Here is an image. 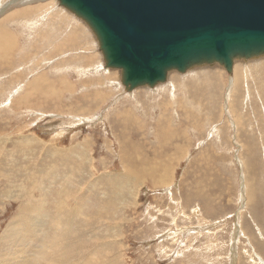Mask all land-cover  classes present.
I'll return each instance as SVG.
<instances>
[{"label": "rangeland", "instance_id": "rangeland-1", "mask_svg": "<svg viewBox=\"0 0 264 264\" xmlns=\"http://www.w3.org/2000/svg\"><path fill=\"white\" fill-rule=\"evenodd\" d=\"M11 1L0 0L13 49L0 58V235L43 197L45 220L57 212L54 264H264V56L126 91L120 70H94V35L58 1ZM40 241L48 260L55 242Z\"/></svg>", "mask_w": 264, "mask_h": 264}, {"label": "water", "instance_id": "water-1", "mask_svg": "<svg viewBox=\"0 0 264 264\" xmlns=\"http://www.w3.org/2000/svg\"><path fill=\"white\" fill-rule=\"evenodd\" d=\"M91 30L126 91L264 56V0H57Z\"/></svg>", "mask_w": 264, "mask_h": 264}, {"label": "bare ground", "instance_id": "bare-ground-1", "mask_svg": "<svg viewBox=\"0 0 264 264\" xmlns=\"http://www.w3.org/2000/svg\"><path fill=\"white\" fill-rule=\"evenodd\" d=\"M34 0H15V1H11V5L13 6V3H29L32 2ZM39 1V0H37ZM57 1V0H56ZM39 3V2H37ZM41 3V2H40ZM52 3H54V1H52ZM9 3H6L5 5H3L4 7L7 6ZM33 5V4H32ZM36 5V3H35ZM59 5V3H58ZM25 7H31V6H25ZM62 7V6H61ZM3 8V7H2ZM63 8V7H62ZM4 9V8H3ZM46 9V7L43 9V12L40 13L39 15L42 17L44 13H46L44 10ZM65 9V8H64ZM30 10V9H29ZM3 20V19H2ZM81 21V20H80ZM84 23V22H83ZM85 24V23H84ZM86 25V24H85ZM30 28V27H29ZM66 30H71V28H68V25L66 27ZM85 28V27H84ZM73 31H80L79 27L76 28H72ZM86 30V29H85ZM90 30V29H89ZM91 31V30H90ZM68 32V31H67ZM66 32V33H67ZM79 32H77V34L75 35V37H69L66 38V41L71 42V43H76L77 42V37L79 36ZM64 33V32H63ZM82 33V32H81ZM92 33V32H91ZM68 34V33H67ZM89 35V34H88ZM61 37V36H60ZM96 43V48L98 51V55L102 58V55L100 53V51L98 50V43L96 40H94ZM86 43H89L88 41H86ZM62 44V43H61ZM91 44V41H90ZM12 46V41L10 36L8 35V33L0 28V58H3L5 56L10 55L13 52V49L11 48ZM52 46V45H51ZM60 46V44H59ZM85 46V45H84ZM93 46V44H92ZM50 47V45H49ZM53 48V46H52ZM90 48V45L87 47H84L83 49L88 50ZM51 49V48H50ZM60 49L57 48V52ZM62 53H71L68 51H64ZM84 54V53H83ZM86 54V53H85ZM44 55V54H43ZM79 58H76L75 60L71 59V61H74L76 64L79 63V61L84 57V55H79ZM236 61V60H235ZM234 61V62H235ZM101 62V61H100ZM97 62V66L94 67V70L96 69L97 71H99L100 69H110V68H106L104 66V63L102 65V63ZM92 63V64H91ZM82 64H86V65H93L94 61L89 62V61H84L82 62ZM235 65V63L233 64ZM240 64H236L235 66H238ZM251 65V64H250ZM260 65V64H259ZM211 66V65H209ZM248 66V65H247ZM257 66V65H256ZM208 67V66H207ZM234 67V66H233ZM250 66H248L247 68H249ZM262 67V66H261ZM252 68V67H250ZM255 68V67H253ZM252 68V69H253ZM194 69V67H193ZM200 69V68H199ZM241 69V68H240ZM246 69V68H245ZM239 70V69H238ZM238 70H236V72H238ZM242 70V69H241ZM249 71V70H246ZM244 72V70H243ZM210 73V70L206 71V74ZM247 74V72L245 73ZM244 74V75H245ZM249 74V73H248ZM243 75V74H242ZM255 75V74H254ZM18 76H20V79L23 77V79L26 76H22V74H19ZM22 76V77H21ZM213 73L210 75V77H213ZM234 76V75H233ZM231 77V76H230ZM257 77V76H256ZM260 77V76H259ZM234 78V77H233ZM22 79V80H23ZM260 82V81H259ZM36 87H38L37 89H39V83L36 82ZM194 83V82H192ZM209 84H213L210 81L208 82ZM196 84V83H195ZM183 86L185 85L186 87L190 88V85L187 84H182ZM192 85V84H191ZM251 85V84H250ZM263 85V84H262ZM47 86H50V84L48 83ZM234 86V85H233ZM232 86V87H233ZM252 86V85H251ZM42 87V86H41ZM193 87V86H192ZM173 92V91H172ZM197 93V92H196ZM234 93V92H233ZM232 93V94H233ZM171 94V93H170ZM231 94V93H230ZM173 95V94H172ZM174 96V95H173ZM232 103V102H231ZM241 104V102H239ZM234 104V103H233ZM232 105V104H230ZM238 106V105H237ZM240 113V112H239ZM241 115V114H240ZM248 148V147H247ZM84 156V155H83ZM254 161V160H253ZM85 169V168H84ZM83 172V171H82ZM130 175V174H129ZM129 175H125V176H129ZM122 179V178H121ZM125 179V177H124ZM127 179V182L130 181ZM125 181V180H124ZM112 182V181H111ZM125 181V184L127 183ZM113 183V182H112ZM119 183V182H118ZM124 183V182H123ZM122 183V184H123ZM114 184V183H113ZM121 184V183H119ZM252 184V183H251ZM124 185V184H123ZM128 186V185H127ZM115 189L116 187H118V185L116 184V186H113ZM120 187H122L120 185ZM125 188V187H124ZM128 188V187H127ZM118 190V189H117ZM124 190V189H122ZM121 190V191H122ZM120 195V194H119ZM45 197V196H44ZM104 197V196H103ZM106 197V196H105ZM124 198V197H123ZM44 198L42 197L40 200H26L27 202H23L22 206L24 208L27 209L28 213L27 214H18L17 216L13 217L7 224L6 227L3 229L1 235H0V264H42V261H45L43 264H54L53 259H55V257H57V253H54L55 251H57V222H54L55 220H57V212L55 211V216L54 215H50V218L48 221H46V217L48 218V212L46 211V209H44V207L42 206L41 203H45V201L43 200ZM44 201V202H43ZM76 201V200H74ZM99 201H97L98 203ZM103 202V200H102ZM80 203V202H79ZM104 204V203H103ZM108 204V203H107ZM110 204V203H109ZM78 205V203H77ZM82 205V204H81ZM82 207V206H81ZM79 207V209L81 208ZM67 208V207H66ZM74 208V206H73ZM76 208V205H75ZM111 208V207H110ZM78 209V211L80 212V210ZM109 209V208H108ZM102 210V208H101ZM112 210V209H111ZM75 212V211H74ZM78 212V213H79ZM212 212V211H211ZM19 213V211H18ZM101 213V212H100ZM77 214V213H76ZM78 215V214H77ZM99 216V215H98ZM110 217V216H109ZM112 217V216H111ZM87 218V217H86ZM67 220V219H66ZM71 221V220H70ZM54 222V223H53ZM76 222V221H75ZM70 224V223H69ZM68 225V224H67ZM117 225V222L116 224ZM112 227V226H111ZM113 228V227H112ZM113 232V231H112ZM68 233V232H67ZM48 235L49 237H51L53 239V241L55 242V247H53V251H51L50 255H49V259L47 260V245L48 242L44 241L41 242V238L43 235ZM61 236H59L60 238ZM64 239V238H63ZM66 240V239H65ZM61 244V243H60ZM59 244V246H60ZM61 247V246H60ZM55 249V250H54ZM60 250V248H59ZM67 252V250H66Z\"/></svg>", "mask_w": 264, "mask_h": 264}]
</instances>
